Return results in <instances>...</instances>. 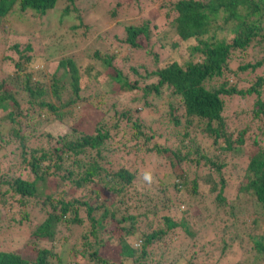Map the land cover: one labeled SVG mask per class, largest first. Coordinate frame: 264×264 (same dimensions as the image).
<instances>
[{"label":"trees","instance_id":"obj_1","mask_svg":"<svg viewBox=\"0 0 264 264\" xmlns=\"http://www.w3.org/2000/svg\"><path fill=\"white\" fill-rule=\"evenodd\" d=\"M121 2L94 32L83 20L97 17L95 1L0 0V158L12 157L0 168V239L6 218L12 237L26 233L18 249L0 248V264H264V123L232 127L225 114L237 95L251 120L264 118V0H134L136 21L116 20ZM11 20L30 29L25 39ZM98 91H132L133 105L89 124L77 113ZM161 94L172 122L197 126L215 150L186 145V128L176 146L152 141L135 107ZM151 153L169 171L149 185L138 165Z\"/></svg>","mask_w":264,"mask_h":264},{"label":"rangeland","instance_id":"obj_2","mask_svg":"<svg viewBox=\"0 0 264 264\" xmlns=\"http://www.w3.org/2000/svg\"><path fill=\"white\" fill-rule=\"evenodd\" d=\"M97 2V11L95 10V13L97 14V17H91V16H85L84 18V24H87L89 22H93L94 23V32H98L100 29L103 30L104 28H109L112 26V24H114V20L113 19H102V15L104 14L105 11L109 10L113 4L115 0H77V4L78 6H83V8L87 7L89 3L91 2ZM121 5L119 7H116V10L118 11V15H117V19L116 20H121L123 17L120 14H124V18L127 21H136V17L138 16L136 13L137 11L134 9L135 7V2L134 0H121ZM128 1V4H126V2ZM143 4V0H138V4ZM160 3V0H152V4L153 6L157 5ZM91 12V9L89 10ZM127 12V14H126ZM137 15V16H136ZM91 17V18H89ZM91 23V24H92ZM90 25V24H89ZM20 28H17V27ZM92 26V25H91ZM13 29H17L18 31V35L16 37H19V35L23 36L20 37L22 39H25L26 36V31H30L29 28L24 27V24L22 26L18 25L15 22V25L13 24V21L11 20V25H10V30ZM22 28L24 31H22ZM91 28V27H90ZM89 28V29H90ZM83 29H79L77 32L80 33L82 32ZM24 32V35H23ZM8 38L12 37L10 34L6 35ZM82 41H85L84 39H82ZM87 42V41H86ZM85 42V44H86ZM85 46V45H84ZM64 52H68L67 50ZM71 53V52H70ZM57 55L53 56L56 57ZM257 56V55H256ZM248 57V56H247ZM52 59V58H51ZM49 60L47 62L44 61L43 65H44V69H45V73H49L53 70L54 67V62L55 60ZM146 62L148 60H145ZM135 62H139V61H135L133 60V63ZM40 65L35 66L34 68H39ZM33 68V67H32ZM3 71L2 69L0 70ZM264 73V69L263 71H261V69L257 71H255V73ZM243 73V78L245 80H252L253 76L255 75V73L249 71V70H245L242 72ZM92 83V81H91ZM91 88V85H86L85 87V91L83 92V95H85L88 90ZM139 95V99L136 103L137 105H141V102L143 100V98L141 97V92L137 90L136 93H134L133 95ZM132 96V91L131 92H125V93H119L116 94L114 92H104V91H98L97 92V96L96 97H92L91 98V111H87L85 109L80 108L77 115H80L81 117H83L86 122H88L89 124L92 123V121H94L95 119H97L99 117V114H103L105 116L107 115H111L112 112L110 110V106L111 105H116L122 108H125L127 105L131 106L133 104H131L130 102H132L130 100ZM263 96V100H264V92L262 94ZM170 100V97L166 94H161L159 97L156 96H149V101L153 102V105L151 106H146L140 108L139 106L135 107L136 111H138V115L141 117V120L143 121L144 124V132L146 134H151L152 136V141H166L169 145L171 146H176L178 145V139L181 135V133L183 132V130L186 128L189 131V135L188 137L190 138V140H188V138H184V143L186 145H191V146H198V148L203 147L206 150H211L214 149L213 146L211 145V137L208 135L203 134L200 130H198L197 126H191V125H187L185 124V122L181 119V123L179 124H174L172 122V118H170V115L168 114L167 111V101ZM226 107H225V114L227 116L228 119V123H230V125H232V127H237L239 124H244V123H249L251 121H254L252 123V125H262L260 123H264V118H258V119H254L251 120L250 115L248 114V108H249V104H250V99H242L241 97L237 96V95H232L227 97L226 99ZM108 121H111V119L109 118ZM252 126V127H253ZM130 133L131 130L127 129L126 133L124 135L123 140H127L129 144L134 145L136 147H142V145H140V142L138 140L135 139H130ZM210 137V138H209ZM113 143V142H111ZM251 145L250 140H247L245 145H244V153L240 156V157H235L232 161H237V165H244L247 161V151H252L251 147H249ZM140 147V148H141ZM180 149L182 151H185L187 149L186 148H182L180 147ZM2 153V149H0V154ZM192 155L194 153H191ZM11 157L10 154L6 153L4 157L0 158V168H5L7 166V160H9ZM145 162L147 161L149 164V166H139V171L138 172H144L145 170H151L155 175H159L160 177L163 176V173L169 171V166L167 165V161H164L163 157H159L156 158V156H154L153 153L149 154L147 157H143ZM9 163V162H8ZM203 172H206L207 170L205 169H201ZM227 171L231 170V162L228 164V167L226 169ZM233 175L228 176L229 178V182L231 183L233 181V177H234V172L232 171ZM231 177V178H230ZM40 186V185H39ZM45 187V185H44ZM46 190H51L52 186L50 187V185H48V188H44ZM41 192H42V190ZM202 201V200H201ZM196 205H198L200 208L204 207L205 202H200V203H196ZM196 209L195 206H192L191 208V212H193ZM39 215L35 214V217L38 219ZM14 217H16V214L14 215ZM8 220V218L4 219V223L6 224L5 227H3V232H4V237L3 239H0V248L1 249H18L20 246V241H22L25 237H26V233L23 234L22 236H18V238L16 237H12V235H14V231L13 228H10V226L6 223V221ZM203 229L204 227L201 226ZM208 227L213 228L212 225H207L205 226V229L201 231V233H198L195 235V237L193 238V242H194V248L198 250V252H201V244L205 238L206 235H208L209 231H211V229H208ZM206 234V235H205ZM73 235H71L72 237ZM207 237V236H206ZM60 240L62 242V250L64 253V247L65 249L69 251V244H68V240L64 241V238H62L60 236ZM109 245H110V252L109 254H112L113 257L116 256V251L114 250L115 248L113 247V244L111 241H108ZM198 257H201L200 255H197ZM83 262H85V260H83Z\"/></svg>","mask_w":264,"mask_h":264},{"label":"clouds","instance_id":"obj_3","mask_svg":"<svg viewBox=\"0 0 264 264\" xmlns=\"http://www.w3.org/2000/svg\"><path fill=\"white\" fill-rule=\"evenodd\" d=\"M142 179L144 182H146L149 185H151L155 182V177H154L153 172L151 170H145L143 172Z\"/></svg>","mask_w":264,"mask_h":264}]
</instances>
